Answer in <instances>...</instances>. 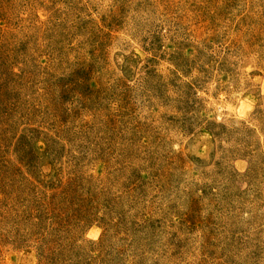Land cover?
Masks as SVG:
<instances>
[{"label": "rangeland", "instance_id": "rangeland-1", "mask_svg": "<svg viewBox=\"0 0 264 264\" xmlns=\"http://www.w3.org/2000/svg\"><path fill=\"white\" fill-rule=\"evenodd\" d=\"M0 264H264V0H0Z\"/></svg>", "mask_w": 264, "mask_h": 264}]
</instances>
